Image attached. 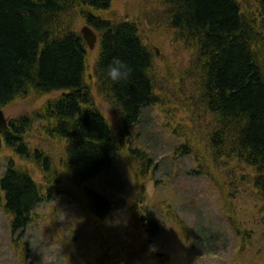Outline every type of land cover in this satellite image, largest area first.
Returning a JSON list of instances; mask_svg holds the SVG:
<instances>
[{"label": "trees", "instance_id": "obj_1", "mask_svg": "<svg viewBox=\"0 0 264 264\" xmlns=\"http://www.w3.org/2000/svg\"><path fill=\"white\" fill-rule=\"evenodd\" d=\"M163 1L175 8L170 12L172 27L199 50L197 71L203 84L205 110L214 127L205 136L207 151L216 159L235 156L252 167L255 175L253 181L251 178L247 183H253L255 195H260L263 201L264 62L254 42L264 32V23L260 21L264 20V0H257L254 16L250 10L243 8V12L238 0ZM110 2L0 0V109L27 94L60 93L58 98L47 101L36 119L44 121L42 129L47 136L65 141L68 181L84 191V197L81 194L76 200L81 204L85 201L93 218L100 220L110 216V203L104 195L83 189L84 184L113 168L119 157L126 160L129 170L134 162L142 163L138 168L153 164V159L147 157L143 149L132 147L130 137L145 120L144 111L157 106L159 100L150 76L152 54L139 37L138 26L127 21L118 24L96 14L109 10ZM76 12L100 38L95 73L101 84V95L120 117L116 133L99 112L85 84L89 52L81 34L74 29L75 24L70 26L65 18ZM113 57H120L132 66L130 79L112 82L104 76L101 69ZM34 118L25 115L11 120L10 130L0 137V148L2 143L6 144L21 158L42 167L49 176L51 157L34 151L26 142V136L35 125ZM182 150L185 156H191L189 147L184 145ZM13 164L10 161L5 174L0 176V201L12 218V232L23 237L30 226V213L37 211L44 198L33 176ZM65 182L64 179L61 184L56 174L53 183L59 186H55L68 188ZM233 184L230 182L229 199L234 202L237 191ZM54 191L48 190L52 199L56 198L55 193L51 194ZM62 192L56 195L61 196ZM251 203L246 206L248 213L252 212ZM254 210L261 217L258 223L263 230L258 232L264 238V202ZM147 215L150 236L157 237L161 222L154 213L148 211ZM223 215L234 234L246 235L244 244L248 250L253 246L248 238L263 239L257 231H252L250 223L244 224L247 229H238L235 207L224 209ZM197 232L195 241L186 239V242L194 241L192 248L206 249L214 243L210 228L202 226ZM211 246L216 248V244Z\"/></svg>", "mask_w": 264, "mask_h": 264}, {"label": "rangeland", "instance_id": "obj_2", "mask_svg": "<svg viewBox=\"0 0 264 264\" xmlns=\"http://www.w3.org/2000/svg\"><path fill=\"white\" fill-rule=\"evenodd\" d=\"M238 1L242 10L256 12L257 0ZM110 5L109 10L96 14L118 24L135 23L139 37L152 54L150 76L158 105L144 111L145 120L130 138L132 147L143 149L153 164L138 168L142 163L134 162L129 170L126 160L119 157L113 168L91 180L88 185L104 195L112 209L105 220L93 218L85 201L81 198V204L76 200L84 191L68 181L65 141L47 136L42 129L44 121L36 119L47 101L58 98L60 93H31L4 106L2 110L10 120L25 115L35 117L26 142L34 151L47 153L53 163L47 176L42 167L21 158L2 143L0 176L11 161L19 170L29 172L43 191L58 185L53 181L59 175L61 184L65 179L72 195L63 197L55 210L52 204L42 203L23 237L12 232V218L0 201V264H28L25 252H33V264H264V238L258 232L263 230L258 223L261 217L254 210L264 200L255 195L253 183H247L251 178L253 181V168L235 156L216 159L206 149L205 136L214 127L205 110L203 84L197 71L199 50L172 27V6L163 0H111ZM65 18L70 26L75 24L79 33L88 26L77 12ZM254 43L263 63L264 32ZM99 54V45L89 49L85 79L99 112L116 133L120 117L101 95V84L94 72ZM184 145L191 150V156L183 154ZM126 150L124 147V155ZM230 182L237 191L234 202L229 199ZM249 201L252 212L248 213ZM228 207H235L238 229H247L244 224L250 223L252 231L263 238H248L253 245L250 250L244 244L246 235L238 236L230 229L223 215ZM148 211L161 222L157 237L150 236L148 231ZM202 226L210 228L216 248H212L213 244L206 249L191 247ZM187 238L194 241L186 242Z\"/></svg>", "mask_w": 264, "mask_h": 264}, {"label": "bare ground", "instance_id": "obj_3", "mask_svg": "<svg viewBox=\"0 0 264 264\" xmlns=\"http://www.w3.org/2000/svg\"><path fill=\"white\" fill-rule=\"evenodd\" d=\"M175 11V8H174V6L173 7H171V9H170V12L171 11ZM87 46V45H86ZM87 51H88V48H87ZM89 52V51H88ZM95 72V71H94ZM85 84H87V81L85 80ZM87 86H89V84H87ZM90 88V87H89ZM90 94L92 95V99H93V101H94V103H95V105H96V102H95V99H94V95H93V93H92V90H91V88H90ZM97 106V105H96ZM98 107V106H97ZM74 185V184H73ZM77 189H79V187H77L76 185H74ZM84 186L86 187V188H84L83 187V189H88V191L89 190H91V191H94V189H92L91 187H90V185H88V183H86V184H84ZM37 187H39L38 185H37ZM53 187H55V188H53ZM71 187V186H70ZM72 188V187H71ZM39 189H40V191H41V193H42V197L44 198V202L46 201V204H52V206H51V208H53L54 210L56 209L55 208V206L57 207V203H60L61 201H62V199H63V197L64 198H66L69 194H71V192L68 190V188H65V187H58V186H52L50 189H55V191L54 192H52L51 194H53V193H55V197L56 198H54V199H52L51 198V195L49 194V192H48V190L47 191H43L42 189H41V187H39ZM49 189V190H50ZM63 191L62 192V194H61V196H59L58 194L56 195V193H58V191ZM72 195V194H71ZM78 197H81L80 196V194L79 195H77ZM76 199H78V198H76ZM43 202V203H44ZM59 209V208H58ZM35 215H37V213L34 211V212H32V213H30V216H29V218H30V220H29V223L31 224V221H33L32 219H33V217H35ZM12 228V227H11ZM29 228V226L27 227V229ZM24 254H26V260H27V263L28 264H33V262L31 263V261H30V259L32 258V255H33V252H32V255L30 254V253H24Z\"/></svg>", "mask_w": 264, "mask_h": 264}, {"label": "clouds", "instance_id": "obj_4", "mask_svg": "<svg viewBox=\"0 0 264 264\" xmlns=\"http://www.w3.org/2000/svg\"><path fill=\"white\" fill-rule=\"evenodd\" d=\"M104 76L112 82H121L130 79L133 68L120 57H113L111 62L101 69Z\"/></svg>", "mask_w": 264, "mask_h": 264}, {"label": "water", "instance_id": "obj_5", "mask_svg": "<svg viewBox=\"0 0 264 264\" xmlns=\"http://www.w3.org/2000/svg\"><path fill=\"white\" fill-rule=\"evenodd\" d=\"M81 32L88 48H90L91 50L94 49L99 42V39L94 30L89 26H84ZM7 128L8 121H6L4 112L0 110V134H2Z\"/></svg>", "mask_w": 264, "mask_h": 264}]
</instances>
